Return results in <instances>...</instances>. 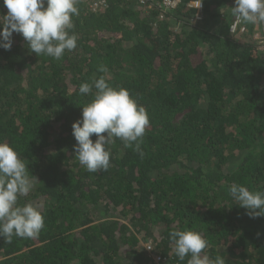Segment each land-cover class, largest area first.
<instances>
[{
  "label": "trees",
  "instance_id": "obj_1",
  "mask_svg": "<svg viewBox=\"0 0 264 264\" xmlns=\"http://www.w3.org/2000/svg\"><path fill=\"white\" fill-rule=\"evenodd\" d=\"M93 1L79 0L77 48L61 59L37 56L18 33L0 48V141L38 179L19 202L45 218L37 237H0V264H187L168 239L184 228L202 232L212 258L264 264V216L249 217L229 193L233 183L264 190L255 24L232 31L234 0H202L200 18L198 0ZM101 75L127 88L150 124L143 158L116 139L111 166L91 173L75 156L72 124L91 99L81 83Z\"/></svg>",
  "mask_w": 264,
  "mask_h": 264
},
{
  "label": "clouds",
  "instance_id": "obj_2",
  "mask_svg": "<svg viewBox=\"0 0 264 264\" xmlns=\"http://www.w3.org/2000/svg\"><path fill=\"white\" fill-rule=\"evenodd\" d=\"M201 3L202 0L198 7ZM3 4L7 13L0 15V48L11 49L13 33L21 34L37 56L59 60L66 50L77 48L78 36L73 31L72 18L79 15V0H3ZM231 11L233 17L243 23H264V0H234ZM98 71L107 73L108 69L100 65ZM79 93L91 96L83 104L81 119L72 124L77 142L74 152L79 163L91 173L107 171L111 166L108 146L116 139L143 158L141 145L150 124L146 107L138 103L127 88L113 86L104 75L94 77L91 83L82 82ZM93 134L95 141L91 138ZM33 176L16 148L0 141V237L7 243H11L13 237H37L45 226L39 205L19 202L20 197H27L34 189ZM229 193L249 217L264 216V190L233 183ZM168 239L179 262L226 264L225 257L210 256L208 241L200 230L175 229Z\"/></svg>",
  "mask_w": 264,
  "mask_h": 264
},
{
  "label": "built area",
  "instance_id": "obj_3",
  "mask_svg": "<svg viewBox=\"0 0 264 264\" xmlns=\"http://www.w3.org/2000/svg\"><path fill=\"white\" fill-rule=\"evenodd\" d=\"M179 1L178 0H165L164 4L166 6H176L177 3ZM104 3V0H94L92 2V6L97 8L100 6V4H103ZM200 4V0L198 1H195L193 3H191L190 5L198 8V14H197V17L200 18L201 17V12H202V8H203V3H201V6L198 7ZM232 31L233 32H240V33H244L247 31V27L245 25V23L241 22L240 20L234 18L233 22H232ZM253 36L254 38L258 41V44L259 46L264 49V23H257L255 24L254 26V32H253ZM155 259L157 261H160L161 260V257L160 256H154Z\"/></svg>",
  "mask_w": 264,
  "mask_h": 264
}]
</instances>
